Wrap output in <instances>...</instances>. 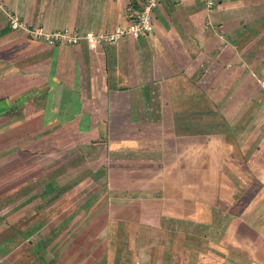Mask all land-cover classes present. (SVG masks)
I'll use <instances>...</instances> for the list:
<instances>
[{"label":"crops","instance_id":"crops-1","mask_svg":"<svg viewBox=\"0 0 264 264\" xmlns=\"http://www.w3.org/2000/svg\"><path fill=\"white\" fill-rule=\"evenodd\" d=\"M0 0V264H264V0Z\"/></svg>","mask_w":264,"mask_h":264},{"label":"built area","instance_id":"built-area-1","mask_svg":"<svg viewBox=\"0 0 264 264\" xmlns=\"http://www.w3.org/2000/svg\"><path fill=\"white\" fill-rule=\"evenodd\" d=\"M161 0H142L137 7L127 5L124 15L126 25H118L110 32H79L67 28L46 31L42 26L31 27L28 23L21 20L16 13L8 12L7 21L12 29H21L31 37L38 38L49 45L57 44H80L88 46L97 44L114 43L124 36L139 37L150 34L154 29L153 10L159 5ZM207 10H212L217 0H201Z\"/></svg>","mask_w":264,"mask_h":264},{"label":"rangeland","instance_id":"rangeland-1","mask_svg":"<svg viewBox=\"0 0 264 264\" xmlns=\"http://www.w3.org/2000/svg\"><path fill=\"white\" fill-rule=\"evenodd\" d=\"M46 30V29H45ZM56 30H60V29H56ZM32 39H36V40H40L38 38L32 37ZM42 41V40H41ZM43 42V41H42ZM81 44V43H80ZM63 45H73V44H63Z\"/></svg>","mask_w":264,"mask_h":264}]
</instances>
